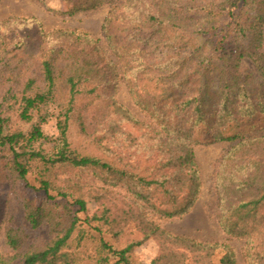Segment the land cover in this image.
<instances>
[{"label":"trees","instance_id":"1","mask_svg":"<svg viewBox=\"0 0 264 264\" xmlns=\"http://www.w3.org/2000/svg\"><path fill=\"white\" fill-rule=\"evenodd\" d=\"M66 1L69 9L63 13L69 15L103 4H110L111 12L138 7L142 26H169L172 31L167 40L179 29L180 42L166 43L172 50L164 69L155 71L152 64L143 62L128 80L133 100L156 125L141 143L146 152L144 163L141 157L134 164L129 156L83 152L69 142L68 114L74 100L85 93L94 101L103 83L102 73L115 66L111 64L115 59L100 53L88 35L66 29L45 35L39 49V79L26 76L20 80L12 72L7 76L19 85L10 97H19L18 116L23 120L55 103L60 84L67 88V100L64 110L56 105L60 110L55 138L43 133L40 123L45 117L41 115L28 132L3 135L5 117L0 111V147L8 151L6 173H1L31 188L28 175H36L45 197L24 196L25 217L31 227L47 224L53 234L43 245L29 246L14 255L0 254V264H13L18 256L22 264H132L129 252L149 237L159 245L151 264H236L228 245L221 246L224 253L214 262L219 244L171 234L154 221L155 216L177 217L191 210L201 186L193 145L217 141L235 142L215 177V218L226 234L243 240L247 264H264V0ZM191 27L186 36L183 32ZM48 36L64 40L50 45ZM134 36L143 41L134 46L132 56L144 57L146 35ZM197 36L202 41L197 42ZM242 58L253 63L257 76L240 70ZM117 73L116 67L111 76ZM209 96L215 106L206 110L202 105ZM111 104L115 112L130 118L114 101ZM115 120L105 109L97 127L112 136L119 127ZM199 130L204 136L193 138V131ZM43 144H53L52 151L44 152ZM114 187L122 188V194ZM88 199L97 204L91 215L86 213ZM57 202L63 204L62 212ZM80 212L86 217L79 216ZM128 226L140 238L119 249L105 239L104 233L116 238ZM25 237L20 229L9 228L5 233L6 244L14 250L21 248Z\"/></svg>","mask_w":264,"mask_h":264},{"label":"rangeland","instance_id":"2","mask_svg":"<svg viewBox=\"0 0 264 264\" xmlns=\"http://www.w3.org/2000/svg\"><path fill=\"white\" fill-rule=\"evenodd\" d=\"M209 1L220 2L222 0ZM68 9L69 3L66 0H0V104L2 105L0 111L5 117L2 134L13 131L26 133L41 115L45 117V120L40 123L43 133L53 138L57 136V114L60 109H57L56 105L66 108L63 103L67 100V88L60 84L56 91L55 103L47 104L41 113L35 114L32 119L23 120L18 116L19 97L15 100L10 97L14 91H17L19 85L7 76L10 77L9 74L12 72V76L16 74L20 80L26 76H34L39 79L37 64L40 61L39 49L44 36L59 29L75 30L77 33L86 34L95 40L101 49L100 53L109 59H115L111 63L115 66L112 67V70L102 73L103 83L97 88L94 101L91 96L85 93L78 95L74 100L73 108L68 114V138L71 146L80 151L104 157H110L114 153L121 157L129 156L134 164L140 163L139 157H141L143 158L141 163H144L146 152L141 143L142 140L152 135L151 128L156 125L152 122L149 114L133 100L128 80L137 73L139 66L136 67V65L139 64L143 67V62L152 64V70L164 69L168 54L172 50L167 47L166 43L177 40L180 42L179 29H176L177 32L167 40L172 29L166 25L157 29L148 25L142 26L140 24L141 9L138 7H121L111 12V5L103 4L97 8L78 11L71 15L64 14L63 12ZM141 28L143 33H139ZM192 28L194 29V27L186 28L183 33L189 36ZM134 34L146 35L145 40L148 41V44L145 48L148 51L144 57L135 58L132 56L134 46H141L143 41L139 36L134 39ZM47 39L50 45H57L64 40L61 36L53 39L48 36ZM211 40L212 38L207 39V43L211 44ZM196 41H202L201 37L197 36ZM114 48H117L120 59L113 51ZM123 51L128 54L122 56L121 52ZM99 57L100 54L95 58L99 59ZM116 67L118 68L117 75L111 76ZM240 70L242 72L251 71L255 76L258 75L255 66L247 58L240 60ZM107 79H109L108 82H106ZM38 83H41L40 80ZM213 84L215 85V83ZM170 92L172 93L174 90ZM185 92H188L187 89ZM209 97L203 101V109L207 110L215 106V103L212 104L214 98ZM113 101L126 111L130 118L123 117L119 111L115 112L111 104ZM105 109H108L109 116L116 119L119 126L112 136H107L109 133L106 129L97 127V120L101 118ZM204 134L200 130L197 133L193 131V138L201 139ZM234 142L217 141L193 145L201 181L200 191L193 207L185 215L170 218L155 216L154 221L160 228L171 234L219 244L220 246L212 257L214 262L219 261L224 253L221 246L226 244L232 248L236 264H247L246 258L243 256L245 247L243 240L226 234L215 218V177L221 162L227 157ZM52 147L53 144L41 145L44 152H51ZM7 156L8 151L0 147V254L14 255L29 246L45 244L53 234L47 224L33 228L28 223L22 198L27 196L40 200L45 197V194L43 190L38 189L35 174L28 175V182L33 188L27 187L21 180H13L9 175L6 176L4 164ZM100 182L98 181V183ZM113 189L119 194L123 192L122 188L114 187ZM52 194H55V191H52ZM55 205L58 207V211L62 212L63 204L57 202ZM96 208L95 201L88 199L86 213L91 215ZM79 216L85 218L86 214L80 212ZM83 226L90 231L86 224ZM9 228L20 229L26 235L19 250H14L6 244L5 233ZM104 237L119 249L132 239L140 238V233L132 231V228L128 226L116 238H112L107 233H104ZM158 254L157 240L149 237L131 249L129 258L132 264H151ZM20 263L22 264V259L18 256L13 264Z\"/></svg>","mask_w":264,"mask_h":264}]
</instances>
